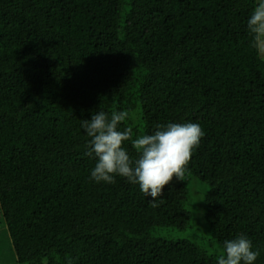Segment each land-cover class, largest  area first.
I'll use <instances>...</instances> for the list:
<instances>
[{
	"label": "trees",
	"instance_id": "1",
	"mask_svg": "<svg viewBox=\"0 0 264 264\" xmlns=\"http://www.w3.org/2000/svg\"><path fill=\"white\" fill-rule=\"evenodd\" d=\"M254 0H0V228L17 264H218L245 234L264 264V60ZM128 111L133 138L157 124L204 131L184 180L152 207L138 184L96 182L83 119ZM129 155L138 156L131 142ZM208 184L216 244L171 238ZM5 234V233H4Z\"/></svg>",
	"mask_w": 264,
	"mask_h": 264
},
{
	"label": "clouds",
	"instance_id": "2",
	"mask_svg": "<svg viewBox=\"0 0 264 264\" xmlns=\"http://www.w3.org/2000/svg\"><path fill=\"white\" fill-rule=\"evenodd\" d=\"M251 37L250 46L264 58V0H254L247 20ZM128 111H98L90 119H83L81 127L86 131L88 151L95 159L91 178L96 182L115 183L120 176L132 184H138L142 193L150 197L152 207L157 198L163 197L165 186L173 179L184 180L194 151L199 147L204 131L198 123L157 124L152 134L133 138V129L121 124L132 119ZM131 142L138 156L129 155L125 142ZM260 256L259 249L243 233L223 242L216 256L218 264H254Z\"/></svg>",
	"mask_w": 264,
	"mask_h": 264
},
{
	"label": "rangeland",
	"instance_id": "3",
	"mask_svg": "<svg viewBox=\"0 0 264 264\" xmlns=\"http://www.w3.org/2000/svg\"><path fill=\"white\" fill-rule=\"evenodd\" d=\"M186 183L189 187V197L186 206L191 212L190 225L186 229L164 228L162 232H166L167 236L175 239H191L203 247H209L214 252L216 244L212 239L211 231L205 218L204 199L208 191V184L198 180L196 177L188 178ZM5 231L0 228V264H17L9 235H6L7 231Z\"/></svg>",
	"mask_w": 264,
	"mask_h": 264
}]
</instances>
